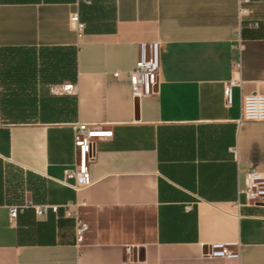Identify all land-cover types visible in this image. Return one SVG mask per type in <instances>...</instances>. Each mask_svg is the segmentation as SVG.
<instances>
[{
    "label": "crops",
    "instance_id": "crops-1",
    "mask_svg": "<svg viewBox=\"0 0 264 264\" xmlns=\"http://www.w3.org/2000/svg\"><path fill=\"white\" fill-rule=\"evenodd\" d=\"M242 8L251 12L239 0H0V264H264V205L239 195L248 169L264 173V122L240 121L244 97L264 94V0ZM155 41L158 94L134 99L128 73ZM67 83L75 95L49 90ZM77 122L114 133L97 141L80 191L61 183ZM75 202L89 226L80 245L63 208L23 207ZM12 206L23 207L13 222ZM235 241L238 258L206 256Z\"/></svg>",
    "mask_w": 264,
    "mask_h": 264
},
{
    "label": "built area",
    "instance_id": "built-area-1",
    "mask_svg": "<svg viewBox=\"0 0 264 264\" xmlns=\"http://www.w3.org/2000/svg\"><path fill=\"white\" fill-rule=\"evenodd\" d=\"M249 0H239L240 13L249 14L251 11L243 9L242 5ZM71 25L77 31L79 36L85 29L84 23L80 21L78 13H73L70 18ZM240 63H236L233 77L224 84V96L228 106L233 102V89L241 84ZM160 42H150L141 44V56L136 66L129 71V77L132 86V95L134 99L141 100L144 97L158 94L160 84ZM118 79L120 72L113 74ZM53 95H75L77 85L72 83L53 85L50 87ZM241 122H264V94L254 93L244 97L242 104ZM74 143L76 149V160L73 167L67 169L64 173L62 184L72 187L75 191H80L92 185L90 176V164L96 157V144L98 140L112 138L113 131L103 128L101 125L87 124L77 122L73 124ZM237 153V150L234 149ZM70 181H73L72 183ZM239 195H243L247 204L264 205V173L250 168L245 173V188L239 190ZM80 203H68L59 205H33L27 204L23 207L31 208L36 215L46 214L49 211L59 214L61 208L64 209V216L75 220V235L77 244L84 241L86 232L89 229L87 223L83 222L78 214ZM20 206H12L9 209L11 222L18 217ZM190 210V207H187ZM241 251V244L235 242H215L210 245V250L206 254L209 258H238ZM123 264H144L140 261H126Z\"/></svg>",
    "mask_w": 264,
    "mask_h": 264
}]
</instances>
